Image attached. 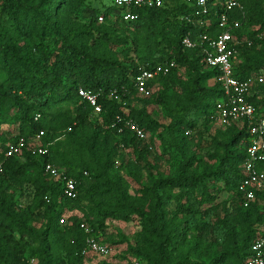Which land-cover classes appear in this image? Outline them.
I'll return each mask as SVG.
<instances>
[{
  "label": "trees",
  "instance_id": "obj_1",
  "mask_svg": "<svg viewBox=\"0 0 264 264\" xmlns=\"http://www.w3.org/2000/svg\"><path fill=\"white\" fill-rule=\"evenodd\" d=\"M211 1L199 27L194 9L179 0L130 8L137 20L128 23L120 18L126 9L115 6L85 18V0H0V264H86L92 254H83L82 224L109 249L124 244L117 258L125 264H244L250 257L264 237V192L243 206L238 186L249 122L220 126L206 159L191 149L198 120H215L223 99L218 71L200 50L181 45L188 34H220L223 0ZM239 2L242 10L229 17L240 24L231 34L234 76L243 80L264 73V0ZM168 62L176 67L150 83L149 97L139 95V70ZM80 88L99 94V114L79 97ZM247 101L264 113V84L254 85ZM124 120L146 137L166 136L178 155L174 171L163 174L149 161L150 148ZM38 134L47 155L26 147L5 157L10 144H32ZM46 164L76 181L75 199L63 196ZM258 169L264 172V162ZM219 183L233 190L231 200L217 202ZM66 211L76 214L64 218ZM109 222H135L133 243L109 234ZM106 257L97 264H112Z\"/></svg>",
  "mask_w": 264,
  "mask_h": 264
},
{
  "label": "built area",
  "instance_id": "obj_2",
  "mask_svg": "<svg viewBox=\"0 0 264 264\" xmlns=\"http://www.w3.org/2000/svg\"><path fill=\"white\" fill-rule=\"evenodd\" d=\"M179 1L194 9L195 16L198 17L195 23L199 27H203L204 25L201 18L208 15L210 8L215 5L211 0ZM168 2L169 0H113L115 7L126 9V11L120 14L121 20L126 23L137 20V15L131 13L129 11L130 8H158ZM220 5L222 11L217 19V27L220 30V34L215 38L210 37L206 32L198 34L195 38H192L188 34L182 39L181 45L186 50H200L205 64L209 68L216 69L219 73L217 81L221 85L223 99L217 101L214 106V118L218 125L228 127L242 120L249 122L248 145L245 149L246 157L243 163L244 176L238 186V191L243 196V206L248 207L256 199L255 191L264 192V172L258 169L259 164L264 162V113H258L255 107L247 101L251 88L256 84H264V73L243 80L234 76L237 52L234 49L236 43L231 32L238 28L240 24L237 21H231L229 14L234 10H242V5L239 0H223ZM103 19V15H99L97 17L98 23H102ZM188 21L191 20L189 19ZM175 67L176 64L174 62H168L158 65L151 70L140 69L138 75L134 78L137 93L144 97H149L151 94L149 89L150 83L158 76L167 75ZM78 95L93 109L94 114L101 112V106L98 104V93L80 88L78 89ZM112 95L115 99H118L115 92ZM122 124L138 140L145 141L146 135L137 125L129 120L122 121ZM26 147H28L32 155L45 156L48 154L47 148L41 145V136L38 134L35 136L32 144H27L24 139H19L17 143L10 144L5 157L9 158L18 155ZM1 168L2 164L0 163V171ZM44 173L50 179L62 183V194L65 198H76L77 183L73 178L65 176L52 164L44 166ZM59 222L60 224H64V219H61ZM80 228L88 235L85 239L83 254H92L100 257L110 254L111 249L89 236L90 230L86 225L82 224ZM244 264H264V237L257 239L252 244L251 255Z\"/></svg>",
  "mask_w": 264,
  "mask_h": 264
},
{
  "label": "rangeland",
  "instance_id": "obj_3",
  "mask_svg": "<svg viewBox=\"0 0 264 264\" xmlns=\"http://www.w3.org/2000/svg\"><path fill=\"white\" fill-rule=\"evenodd\" d=\"M86 3V10L83 13L85 18H89L92 11H103L109 7H114L113 0H85ZM154 89V88H153ZM154 91V90H153ZM155 108H149L150 111H152ZM155 119L159 121H163L160 117V115L157 113V110L155 109ZM197 129L198 133H191L190 137L191 140V149L194 151L197 157L206 159V155L208 152H212L214 149V144L212 141L213 136L216 134V131L219 129H222L218 123L210 118V122L208 125H205L203 123V120H198L197 122ZM166 140V136L164 135V140L161 141L158 137H149L147 136L145 141H143L142 145H146L150 148V156L149 161L156 164L158 169L163 173L167 174L172 171H174L177 161H178V155L175 151L170 149L164 142ZM218 189L221 190L218 194V200L217 202L225 201V200H231L234 196L233 190H223L222 189V183H219L217 185ZM25 202H22L24 204ZM76 214V212L73 211H66L64 214V218L69 217L70 215ZM37 224L40 225L42 222L41 218L36 219ZM109 231V234L116 235L115 232L124 235L129 242L133 243V237L134 234L137 232L138 228L135 222L124 224V223H115V222H109L107 223ZM115 237V236H114ZM124 244H119L116 246H113L111 248L110 254L106 257V261L112 263V264H125L126 261H120L117 256L120 255L125 250ZM101 261L100 257L97 256H89L88 261L86 264H97ZM33 264H36V260H34Z\"/></svg>",
  "mask_w": 264,
  "mask_h": 264
}]
</instances>
